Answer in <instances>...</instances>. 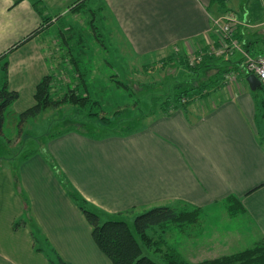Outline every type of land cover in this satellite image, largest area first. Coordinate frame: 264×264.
Listing matches in <instances>:
<instances>
[{
  "label": "crops",
  "instance_id": "0c3cea01",
  "mask_svg": "<svg viewBox=\"0 0 264 264\" xmlns=\"http://www.w3.org/2000/svg\"><path fill=\"white\" fill-rule=\"evenodd\" d=\"M81 1L43 0L45 16L66 15ZM98 1L140 57L174 47L187 52L209 50L215 42L213 21L230 8L227 1L218 0ZM256 1L260 3L245 6L241 23L264 25V0ZM42 22L32 0L17 4L0 0V62L6 56L8 88L20 94L9 109L11 116L32 107L38 84L55 72L39 36ZM244 28L235 55L211 67L224 75L235 73L238 80L219 89L213 84L209 90L217 91L218 98L206 109L191 104L149 118L126 136L93 138L73 131L46 145L71 183L107 220L135 217L163 206L198 210L189 222L194 226L193 247L180 252L193 257V262L264 241V114L257 108L261 95L251 91L243 78L242 60L249 53L244 45L254 38L250 32L245 35ZM11 180L0 172V264H48L45 255L35 250L30 228L13 229L22 207ZM18 184L30 202V221L65 261L112 264L41 152L24 158ZM234 204L239 212L233 210ZM218 210L220 214L212 217ZM217 240L224 242L223 252L216 248Z\"/></svg>",
  "mask_w": 264,
  "mask_h": 264
},
{
  "label": "rangeland",
  "instance_id": "374dc122",
  "mask_svg": "<svg viewBox=\"0 0 264 264\" xmlns=\"http://www.w3.org/2000/svg\"><path fill=\"white\" fill-rule=\"evenodd\" d=\"M226 1L230 8L223 15L233 16L240 22L243 19V9L248 6V3H260L256 0ZM255 23L253 25L251 23L234 25L233 30L234 38L240 36L242 27H245V35L250 32L251 36L254 37L251 42L254 44H252L253 47L251 45V56L260 55L253 54L260 53V50L263 49V45L257 43V37L264 36V25L255 26ZM38 32H40L39 36L45 55L53 65L54 73H56V80L53 82V92L56 93V98L63 97L67 86H71L73 90L82 94L84 92L82 81L85 80L91 86L90 91L95 93L93 98L100 100L99 104L91 109L92 112L99 113V117L97 119L90 118L88 117V110L77 104L66 103L59 109H50L38 119L29 121L24 127V133L21 134L17 129L19 118L14 115L12 117L10 110L6 112L3 125L5 135L0 137V172L7 173L12 179L11 186L15 190L16 197L22 207L21 214L17 219L21 217L25 219L27 214L15 176L19 175V166L28 153L46 150L44 148L50 140L49 135L67 131L71 127L93 138H102L113 132L121 135V132L131 125L137 128L140 125L138 122L144 124L147 119L162 115L163 113L158 110L168 101L169 94L172 95V91L181 84L185 86L182 88L183 90L194 89L187 96L189 105L196 104L201 106L203 110L206 109L207 104L210 103L211 105L216 102L217 91L206 88L207 90L200 94L195 89L204 85L209 86L213 82L216 83H213L214 87L219 89L224 84L230 85L238 80V75L235 73H225L224 75L221 70L216 72V70H212L213 68L211 69L213 66H209L210 62L217 65L226 57L225 55L217 57L216 54H210L212 46L218 49L223 42L222 36L217 35L216 32L215 35L213 34L215 42L212 45L209 44L207 51L190 49V52H187V49L174 47L146 57L136 56L120 35L102 2L98 0L81 1L66 15L50 17L45 24L42 22ZM245 35L244 38L249 39ZM234 40L238 39L235 38ZM234 52L235 50L230 56ZM211 56L216 60L207 61ZM198 58H202V61L195 64ZM75 59L81 60L79 66V61L77 62ZM245 60H242V73L246 80L245 65L247 60ZM0 63V67L3 69V59ZM200 63H209V65L207 64V67L200 70L199 74L189 70V68L198 67ZM79 67H81V71L76 70ZM82 71L86 72L87 75L84 76ZM5 73L4 69L3 73L2 71L0 73V88L5 82ZM219 75H221L220 80L217 81L215 77ZM222 76L224 77L222 78ZM89 77L93 83L88 81ZM258 94L262 97L260 102L264 103L262 89L258 90ZM173 106L172 104V108H174ZM141 110L142 114L140 113ZM173 111L174 109L170 110V112ZM260 113L264 114V109ZM142 116H146V119H141ZM232 207L235 210L239 208L235 204ZM178 211L181 217L177 222L150 229L148 235L152 242L148 243L140 239L134 225L135 218L143 214L142 212L137 213L138 215L136 214L135 217L125 215L123 217L127 216V218H120V220L126 219L130 224L133 233L143 247L144 255L151 256L158 262H164L166 253H180L182 251L184 253L193 247L192 238L195 234L192 227L194 226L189 222H192V218L197 217L199 212L189 207ZM219 214V210L213 212L212 217ZM100 216L103 215L100 214ZM105 221L107 219L103 216L102 222ZM221 242L216 241V248L219 252L224 251V242H222L223 245ZM184 258L191 263H196L193 262V257L187 254Z\"/></svg>",
  "mask_w": 264,
  "mask_h": 264
},
{
  "label": "trees",
  "instance_id": "16d2710c",
  "mask_svg": "<svg viewBox=\"0 0 264 264\" xmlns=\"http://www.w3.org/2000/svg\"><path fill=\"white\" fill-rule=\"evenodd\" d=\"M22 0H15V3H19ZM33 6L38 11V13L42 16L43 24L48 22L50 17L45 16V10L43 5V0H32ZM220 2H226V0H218ZM243 36L240 35L236 37L237 39H241ZM260 43L264 46V36L260 38ZM253 44V43H252ZM251 42L245 43V48L248 49L249 53L251 52ZM264 53V48L260 50V53ZM77 60L78 66L81 64L80 59ZM207 60V59H206ZM214 57H210L207 61H215ZM3 69L6 72L5 82L0 88V137L4 136L3 125L5 123V113L8 111L14 102H16L20 94L17 91H10L7 85V70H8V61L6 60V56L3 57ZM187 63V61H185ZM209 63H200V65L196 68H189L191 72L195 74H199L200 70H203L207 67ZM209 66H214L211 64ZM77 71H81V67L76 68ZM83 72V71H82ZM243 72V68H242ZM83 75L86 76L87 73L83 72ZM220 76H217V81L220 80ZM249 75L247 74L245 77L247 79ZM56 80V73L50 74L45 76L40 83L38 84L35 92V104L22 112L20 115L16 116L19 118V125L17 127L18 132L23 134L25 125L31 121L38 119L41 115L47 112L50 109H59L64 104H77L81 108L88 110V117L97 119L99 117V113L92 112V108L99 104L98 100H95L93 92L90 91V85L85 80L82 81L84 83V92L80 94L78 91H75L71 88V86H67L65 94L62 98H56V93L53 92L54 86L53 82ZM91 78L89 77L88 81ZM216 84L215 82H213ZM213 83H210L209 86H203L196 91H199L200 94H203L206 88L213 86ZM185 87L183 84L179 85L174 91H172V95L169 94L167 97L168 101L164 103V106L160 108L161 113L169 114L171 109H179L184 108L186 109L190 102L187 99L188 93L192 92L193 90L187 89L183 90L182 88ZM113 91L112 88H108ZM264 95V89L261 88ZM116 91V90H115ZM173 102V103H172ZM101 104V103H100ZM172 104L174 105L172 108ZM136 107V106H135ZM258 111L262 112L264 109V103H258ZM157 111V112H158ZM156 112V113H157ZM142 114V110L140 112ZM117 114V113H116ZM141 119H146V116H142ZM131 120V119H130ZM129 120V121H130ZM106 123L108 121L105 120ZM136 122V121H135ZM111 125V123H109ZM140 124V125H139ZM139 127L135 128L134 126L128 127L126 130L121 132V135H117L114 132L109 134L105 137H112V136H126L140 127L143 124L138 122ZM74 127H71L67 131L58 132L53 135H49V139H53L70 132H78L82 133L78 130H74ZM104 138V137H102ZM46 149V148H44ZM37 152V151H36ZM35 154V152L28 153L25 158H28ZM41 154L45 157L46 161L50 164L52 169L54 170L58 180L66 190L67 194L70 198L74 201V203L79 207V209L84 214L86 220L90 224L92 228V238L100 249V251L111 261L112 264H264V241L260 242L256 246L237 252L229 255H225L222 257L214 258V259H206L203 261H199L196 263H191L186 260L180 253L173 252V253H166L165 254V261L158 262L157 260L153 259L151 256L144 255L143 247L140 241L136 238L135 234L133 233L130 224L127 222L126 219H116V220H107L102 222V217L100 213L96 211L89 202L82 196V194L76 189V187L71 183L68 179L66 174L61 170L58 166L56 161L53 157L48 154L46 150H41ZM15 180L18 182L19 175L15 176ZM18 189L19 194L22 196L24 209L27 214V218L23 219L18 218L13 223V229L15 231L20 230L22 227H29L32 233L34 248L37 252H40L45 255L47 258L48 264H70L65 261L61 255L57 252V250L50 244L47 237L44 235L43 231L40 227L33 221H30V202L28 197L24 193V191L20 188L19 184ZM233 208V207H232ZM235 210V208H233ZM180 212L173 207L163 206V207H156L150 209L143 214L138 215L134 220V225L139 235L140 239L143 241L152 242L151 238L148 235V232L151 228L155 226L167 225L172 222H177L181 215Z\"/></svg>",
  "mask_w": 264,
  "mask_h": 264
},
{
  "label": "built area",
  "instance_id": "2783aa9c",
  "mask_svg": "<svg viewBox=\"0 0 264 264\" xmlns=\"http://www.w3.org/2000/svg\"><path fill=\"white\" fill-rule=\"evenodd\" d=\"M214 27L216 28L217 35L222 36V44L218 49L213 46L210 48V54H216L217 57L220 56H230L234 50L239 48V41L234 40L233 30L235 28L234 25H239L241 22L237 20V18L228 15H222L213 21ZM244 59H246L245 69L247 70V74H254L258 77L262 84V88L264 89V54H260L257 56H251L249 53H244ZM202 58H198L195 64L201 62Z\"/></svg>",
  "mask_w": 264,
  "mask_h": 264
},
{
  "label": "water",
  "instance_id": "95a60500",
  "mask_svg": "<svg viewBox=\"0 0 264 264\" xmlns=\"http://www.w3.org/2000/svg\"><path fill=\"white\" fill-rule=\"evenodd\" d=\"M251 91L256 92L262 88V84L258 77L254 74H250L246 79Z\"/></svg>",
  "mask_w": 264,
  "mask_h": 264
}]
</instances>
